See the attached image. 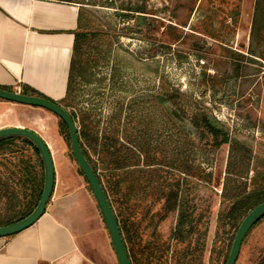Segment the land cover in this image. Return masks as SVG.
I'll list each match as a JSON object with an SVG mask.
<instances>
[{"label": "rangeland", "instance_id": "rangeland-1", "mask_svg": "<svg viewBox=\"0 0 264 264\" xmlns=\"http://www.w3.org/2000/svg\"><path fill=\"white\" fill-rule=\"evenodd\" d=\"M63 1L79 5L82 31L92 41L87 65L74 81L78 113L91 108L102 129L113 119L111 131L132 150L148 144L169 156L187 142L198 152L213 146L215 139L195 123L196 115L229 135L212 167L203 163L211 182L183 174L175 183L179 210L161 219V205L154 206L151 196L129 207L121 202L134 264H223L233 234L223 232L233 205L223 194L264 191V3L248 42L239 35L248 24L237 16L229 20L236 14L229 0H204L200 6L198 0ZM168 92L181 96L177 105L167 100ZM45 123L42 135L51 148L59 189L73 192L87 220L84 249L107 260L109 236L99 208L71 161L58 119ZM20 147L16 158L30 159V148ZM196 156L190 165L202 164L203 157ZM17 161L0 155V222L27 210L31 200L32 187ZM182 214L188 224L179 233ZM156 245L163 255L153 261ZM263 262L264 219L245 238L236 264Z\"/></svg>", "mask_w": 264, "mask_h": 264}, {"label": "crops", "instance_id": "crops-1", "mask_svg": "<svg viewBox=\"0 0 264 264\" xmlns=\"http://www.w3.org/2000/svg\"><path fill=\"white\" fill-rule=\"evenodd\" d=\"M229 1L227 6H234L236 13L229 20L237 16L248 24L239 35L243 33L249 42L258 0ZM203 2L198 0L195 5ZM79 13L78 4L63 0H0V88L21 94L29 88L54 102L62 101L67 93ZM48 119L56 121L57 117L40 108L0 101V130H31L51 149L42 135ZM59 186L56 171L54 193L45 215L27 230L0 239V264H119L110 237L107 260H98L84 249L88 232L83 209L77 206L72 191L61 193Z\"/></svg>", "mask_w": 264, "mask_h": 264}, {"label": "trees", "instance_id": "trees-1", "mask_svg": "<svg viewBox=\"0 0 264 264\" xmlns=\"http://www.w3.org/2000/svg\"><path fill=\"white\" fill-rule=\"evenodd\" d=\"M260 6L261 4L258 0L256 13L259 12ZM82 15L80 10L79 28L78 32L75 34L67 93L62 101L55 103L69 112L78 128L82 153L103 187L116 216L131 264H134L127 243V237L129 235L128 222L124 219L121 202L129 207L137 198L148 199V197L151 196L154 200V206H156V204L161 205V211L164 213L161 219H163L165 215L177 209L179 210V195L178 190L175 188V183L181 179L180 176L183 174L211 182V175L206 174L205 170H202L203 163H205L208 168L212 167L216 152L223 145L227 144L229 135L222 128L215 127L210 119L196 115L194 117L195 123L201 125V128L206 130L209 135L215 139L213 146L198 152L195 150L193 144L187 142L184 149L178 151V148H174L177 154L174 153L172 156H169V153L167 155L162 151L160 146H156L152 149L148 144H142L138 147V150L135 148L132 150L128 143L123 142L119 135L117 137L111 131L113 119L110 118L109 122L106 123V125H104L105 127L102 129L100 127L102 123L99 120V116L94 114L91 108L86 112L81 111L78 113L75 110V104L72 102L74 99V81L76 80L77 74L87 65V61L85 62L84 57L87 53V48L92 45L90 35L82 31ZM0 89L6 90L4 88ZM6 91L13 92L11 90ZM22 94L48 99L29 88H25ZM167 95V100L171 103L177 105L178 101H180L179 99L181 96H179V94L176 95L168 92ZM0 101L4 100L0 99ZM159 106L164 110L161 104H159ZM57 119L58 129L61 137L69 148L71 161L74 163L79 176L83 179L89 194L95 201L88 182L73 158L69 131L64 122L59 118ZM220 137L223 139L220 140ZM21 145L30 148L32 151L30 159L24 160L25 157L16 158V156L22 154L21 152L23 150H20ZM0 155L14 156V159L18 160L16 163L23 168L27 181L32 187L28 209L7 221H1L0 227H6L25 219L34 211L42 195L44 173L39 152L35 146L26 139L8 137L0 140ZM196 155L203 157L202 164L198 166L196 164L190 165L192 164L190 158L195 159L197 157ZM184 157L185 159L182 160ZM230 192L231 194H229V196L226 193L223 194V198L233 205L226 214V219L222 224V228L226 235L230 233L231 230H233V234L230 238L223 264L227 262L234 238L244 218L255 207L264 203V191L257 193L258 195H256V192H246V189L242 193H240L238 189ZM185 220L186 218L182 214L177 224V232H179L181 227L188 224ZM256 226L257 224L252 229ZM161 255H163V252L160 250L159 246L156 245L153 249V261L156 259V256ZM261 264H264V262Z\"/></svg>", "mask_w": 264, "mask_h": 264}, {"label": "water", "instance_id": "water-1", "mask_svg": "<svg viewBox=\"0 0 264 264\" xmlns=\"http://www.w3.org/2000/svg\"><path fill=\"white\" fill-rule=\"evenodd\" d=\"M0 99L11 103L46 110L64 122L69 131L73 158L93 193L96 204L107 228L118 263L131 264L116 216L97 175L82 153L78 128L69 112L51 100L36 96H27L3 89H0ZM8 137L23 138L35 146L40 154L43 164L44 183L41 198L34 211L28 217L15 224L0 227V239L17 235L32 227L41 219L47 211L56 183V171L51 151L38 134L23 128H6L0 130V140ZM262 219H264V203L255 207L242 221L234 238L226 264L237 263L245 238L252 228Z\"/></svg>", "mask_w": 264, "mask_h": 264}]
</instances>
